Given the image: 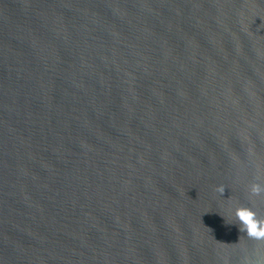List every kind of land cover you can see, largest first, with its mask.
<instances>
[{
    "label": "water",
    "instance_id": "water-1",
    "mask_svg": "<svg viewBox=\"0 0 264 264\" xmlns=\"http://www.w3.org/2000/svg\"><path fill=\"white\" fill-rule=\"evenodd\" d=\"M252 182L264 0H0V264H256Z\"/></svg>",
    "mask_w": 264,
    "mask_h": 264
},
{
    "label": "clouds",
    "instance_id": "clouds-1",
    "mask_svg": "<svg viewBox=\"0 0 264 264\" xmlns=\"http://www.w3.org/2000/svg\"><path fill=\"white\" fill-rule=\"evenodd\" d=\"M217 191L221 194L223 186H219ZM249 198L264 197V183L252 182L248 186ZM235 217L239 221L241 232L254 241L264 242V217L258 216L257 212L248 206H239L235 210ZM256 264H264V258L259 259Z\"/></svg>",
    "mask_w": 264,
    "mask_h": 264
}]
</instances>
